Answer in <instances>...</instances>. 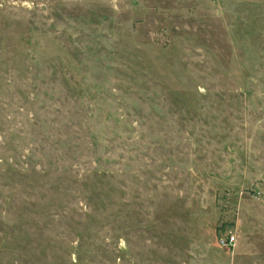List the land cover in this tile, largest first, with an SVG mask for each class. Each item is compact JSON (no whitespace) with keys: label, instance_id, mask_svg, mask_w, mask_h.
Here are the masks:
<instances>
[{"label":"rangeland","instance_id":"374dc122","mask_svg":"<svg viewBox=\"0 0 264 264\" xmlns=\"http://www.w3.org/2000/svg\"><path fill=\"white\" fill-rule=\"evenodd\" d=\"M0 264H264V0H0Z\"/></svg>","mask_w":264,"mask_h":264},{"label":"built area","instance_id":"2783aa9c","mask_svg":"<svg viewBox=\"0 0 264 264\" xmlns=\"http://www.w3.org/2000/svg\"><path fill=\"white\" fill-rule=\"evenodd\" d=\"M236 235L232 232H229L228 234H225L224 236H220L219 243L221 245L226 246H234L236 244Z\"/></svg>","mask_w":264,"mask_h":264}]
</instances>
